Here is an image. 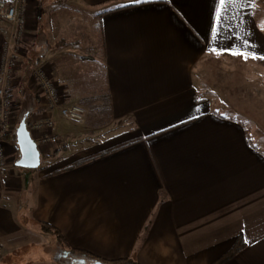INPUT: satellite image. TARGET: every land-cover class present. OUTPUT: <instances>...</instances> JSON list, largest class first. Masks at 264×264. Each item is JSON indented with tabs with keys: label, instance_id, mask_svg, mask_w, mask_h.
<instances>
[{
	"label": "crops",
	"instance_id": "crops-1",
	"mask_svg": "<svg viewBox=\"0 0 264 264\" xmlns=\"http://www.w3.org/2000/svg\"><path fill=\"white\" fill-rule=\"evenodd\" d=\"M27 1L15 110L53 117L63 141H36L41 164L26 172L27 186L18 145L7 140L0 264H19L26 247L43 244L40 222L60 231L68 251L109 262L214 264L241 236L245 247L222 264H264V0ZM8 30L0 22V43ZM227 56L241 66L223 78L240 73L249 105L200 89L204 63ZM31 62L66 103L87 113L84 103L106 105L108 118L94 128L107 135L95 140L86 118L49 107ZM83 138L86 146L61 156Z\"/></svg>",
	"mask_w": 264,
	"mask_h": 264
},
{
	"label": "built area",
	"instance_id": "built-area-1",
	"mask_svg": "<svg viewBox=\"0 0 264 264\" xmlns=\"http://www.w3.org/2000/svg\"><path fill=\"white\" fill-rule=\"evenodd\" d=\"M27 0L9 2L0 0V22L8 25V35L0 43V176L9 178L7 140L16 133L18 124L16 117V101L11 92L17 81V70L20 60L24 59L21 43L24 42L28 23L26 13ZM31 82L35 91L42 95L52 109L59 115L71 121H82L86 109L79 103H66V97L61 88L46 74L43 67L31 62ZM28 128L35 141L45 145H59L62 138L53 133V117L31 118Z\"/></svg>",
	"mask_w": 264,
	"mask_h": 264
},
{
	"label": "rangeland",
	"instance_id": "rangeland-1",
	"mask_svg": "<svg viewBox=\"0 0 264 264\" xmlns=\"http://www.w3.org/2000/svg\"><path fill=\"white\" fill-rule=\"evenodd\" d=\"M74 4V3H73ZM264 18H262V21ZM241 63L238 59H234L233 57H220L215 60L207 61L204 63L202 69L198 73V77L200 79V89L204 91L205 94H207L205 97L210 99L211 91H213L212 94H215L217 96V99L222 103H227L230 100L237 103V104H244L246 105L247 101L250 100L248 96L243 95L240 93L241 90V83H242V77L240 73L238 72L237 77L229 76L227 78H223L225 73L227 72L229 67L232 65V69H234L236 66L238 69H240ZM240 71V70H239ZM197 77V76H196ZM246 81V86L248 85V81ZM222 84V86H220ZM211 90V91H210ZM210 93V94H209ZM228 93V94H227ZM241 94V95H240ZM227 97V99H225ZM259 102H261L259 100ZM84 103V102H83ZM88 106V113L86 112V120L84 121V124H90L91 131L94 132L90 134V137L97 140L100 138V136H97V134L102 133V137L106 136L107 133H105L106 130L103 128H94L99 127L96 125H99L103 121H106L108 118V111L107 106L102 104H95L94 101H91L90 103H84ZM82 105V104H81ZM249 105V104H247ZM238 113V112H237ZM238 115H240L238 113ZM21 115H19V112L16 111V117L15 120L19 126V123L21 122ZM108 129L107 131H109ZM14 140L13 142L16 143L15 135L11 136ZM87 138H83L82 140H70L69 143L66 146H62L61 150V156H69L73 153V150H75L74 147H80L81 145H87ZM91 141V140H90ZM89 141V144L91 143ZM38 169H28V168H22L17 166V171L22 173V180L25 183V185H29L30 181H28L25 176L28 174H32L33 172L37 171ZM26 186V189H27ZM22 197H24L25 201H28V197L26 193L22 194ZM43 239H41L43 244L41 245H31L24 249L23 256H17L21 258L22 264H36V263H48V264H71L67 258L64 257V252L68 251L67 248L62 246L60 243H58L57 239L55 238L54 234L51 233H44ZM1 257V255H0ZM20 261V260H19ZM17 261V262H19ZM19 263V264H21ZM16 264V263H15Z\"/></svg>",
	"mask_w": 264,
	"mask_h": 264
},
{
	"label": "water",
	"instance_id": "water-1",
	"mask_svg": "<svg viewBox=\"0 0 264 264\" xmlns=\"http://www.w3.org/2000/svg\"><path fill=\"white\" fill-rule=\"evenodd\" d=\"M17 145L20 152L16 162L18 167L35 169L41 164V154L37 142L32 137L26 119H22L16 131ZM69 251L64 252V257H68ZM74 261L71 264H122L119 262H109L97 258H88L85 255L72 254Z\"/></svg>",
	"mask_w": 264,
	"mask_h": 264
},
{
	"label": "trees",
	"instance_id": "trees-1",
	"mask_svg": "<svg viewBox=\"0 0 264 264\" xmlns=\"http://www.w3.org/2000/svg\"><path fill=\"white\" fill-rule=\"evenodd\" d=\"M21 118L22 119L25 118L26 121L28 122V115L27 114L22 113L21 114ZM14 135H15V140H16V143H17L16 133ZM93 157L94 156L85 158L84 160H81V162H83L85 160H88V159H91ZM40 225L42 227L43 234L44 233L54 234L55 235V238L58 241V243H60L61 245L63 244L64 240L62 238V234L60 233V231L57 228H55L54 226L48 224L47 222H40ZM245 244L246 243L244 242V239L240 236L237 239L236 244L234 245V247L230 250V252H228L224 257H222L220 260H218L214 264H222L225 261H227L228 259L232 258L234 255H236L239 251H241L245 247ZM72 254L85 255L88 258H97V259H100V258H98V257H96V256H94V255H92V254H90L88 252H84L82 250H70L68 255H72ZM116 262H119V263H122V264H132V263H134L130 259L119 260V261H116Z\"/></svg>",
	"mask_w": 264,
	"mask_h": 264
},
{
	"label": "snow or ice",
	"instance_id": "snow-or-ice-1",
	"mask_svg": "<svg viewBox=\"0 0 264 264\" xmlns=\"http://www.w3.org/2000/svg\"><path fill=\"white\" fill-rule=\"evenodd\" d=\"M134 2H139V0H134ZM220 4L221 5H226L228 3H232L233 0H219ZM219 16H220V13H219V9L217 11V18L219 19ZM233 54H239V55H243V53H233ZM247 58V57H245ZM261 58H264V57H261Z\"/></svg>",
	"mask_w": 264,
	"mask_h": 264
},
{
	"label": "flooded vegetation",
	"instance_id": "flooded-vegetation-1",
	"mask_svg": "<svg viewBox=\"0 0 264 264\" xmlns=\"http://www.w3.org/2000/svg\"><path fill=\"white\" fill-rule=\"evenodd\" d=\"M67 260H69V262H73L74 261V256L72 255H68V257H66Z\"/></svg>",
	"mask_w": 264,
	"mask_h": 264
}]
</instances>
